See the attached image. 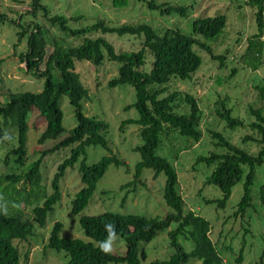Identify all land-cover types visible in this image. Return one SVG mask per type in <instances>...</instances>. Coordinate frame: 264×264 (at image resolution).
Listing matches in <instances>:
<instances>
[{"label": "trees", "instance_id": "obj_1", "mask_svg": "<svg viewBox=\"0 0 264 264\" xmlns=\"http://www.w3.org/2000/svg\"><path fill=\"white\" fill-rule=\"evenodd\" d=\"M130 1L143 5L148 11L161 17L175 16L182 19L188 14V9L184 6L156 4L153 0H112V6L115 9H125ZM247 5L254 11L257 33L247 40L241 61L252 71H256L260 67L264 48L261 41L264 0H248ZM29 7L30 11L24 15L34 18L36 12L41 11L51 26L56 27L63 36L82 38V44L72 47L62 39H49L39 24L32 22L25 25L23 15L11 20L0 12V27L6 24L14 27L17 30L18 44L26 41V51L20 55V61L26 65L27 74L35 80L43 81L41 92L9 94L7 103L0 107V142L6 140L9 131L16 136V146L7 152L4 163L7 164L10 158H14L16 167L24 166L31 113L37 114L45 123L38 145L48 141L56 142L65 134L62 126L63 113L59 106L62 97L68 99L76 124L55 146L42 151L39 159L26 172L19 176L0 177V264H21L22 260L27 263L28 253L22 255L16 243L28 244L35 236V229L45 226L47 218L61 201L60 183L66 171L73 169L80 159L78 173L82 188L71 203L72 216H79L89 205L98 182L110 167L127 168L125 162L109 152L106 123L83 114L82 104L88 99V91L76 71V64L81 62L89 63L95 68L102 67L105 62L114 63L118 66L117 76L108 82V89L127 86L135 94V103L125 107L124 111L135 110L138 119L122 122L120 131L131 125L138 127L141 144L133 151L140 156V161L134 167L132 181L120 190L134 191L137 184L142 183L141 176L145 170L152 171L154 179L163 174V200L172 213L164 218L109 212L98 216H82L79 218V225L84 237L89 240L88 243L62 239V226L56 224L49 235L46 249L63 252L66 264H143L147 260L144 247L159 234L166 233L172 254L164 261L151 264H226L210 239V224L192 212H184L183 199L177 192L176 171L167 159L157 155L161 148V137L166 130L176 132L181 138L194 143L200 141V109L197 101L185 95L183 102L188 113L178 114L175 103L180 94L171 93L168 85L174 80L190 81L199 71L202 60L196 49L212 61L219 62L221 69L225 68V56H215L207 43L215 42L223 34L226 18L222 15L196 18L192 21L189 35L171 28L159 34L148 24L110 26L103 20L87 27L75 28L70 24L77 25L83 20L82 17L50 16L41 0H31ZM104 36L136 38L142 41L141 47L135 52L117 53ZM48 50L51 52L48 53ZM148 61L150 70L146 72L144 68ZM255 90L264 102V87H255ZM218 105L220 108L216 109V117L226 129L235 131L248 128L251 135L245 136L241 143H254L260 147V151L254 155L249 154L243 148L231 144L221 134L209 132L215 141L217 152L198 157L195 164L214 167L203 187L216 188L221 193V199L206 200L207 205L216 203L217 209H224L232 190L242 183L243 193L232 215V218L242 219L247 210L252 208L256 169H264V113L262 110L249 109L248 114L254 121L246 125L233 114L232 109L227 108L225 102H218ZM90 147H99L109 154L96 164L88 166L85 156ZM67 148H71L70 156L58 166L51 181V194L46 195L41 189L43 161ZM3 184L7 185L3 187ZM18 184L21 185V190L16 188ZM259 190L260 200L264 204V183ZM23 209H29L30 214L25 215ZM115 238L125 244L126 251L122 256L112 255L108 246L107 242ZM181 241L190 242V251L184 249ZM235 264H243V249L236 256ZM257 264H264V250Z\"/></svg>", "mask_w": 264, "mask_h": 264}, {"label": "rangeland", "instance_id": "obj_2", "mask_svg": "<svg viewBox=\"0 0 264 264\" xmlns=\"http://www.w3.org/2000/svg\"><path fill=\"white\" fill-rule=\"evenodd\" d=\"M156 4H169L184 6L188 9L186 18L161 17L155 12L148 11L143 5L129 2L125 9H115L112 0H41L50 16L61 15L66 18L80 16L83 18L77 25L79 28L87 27L98 20H103L110 26L122 24H148L157 33L162 34L166 29H179L189 35L191 24L196 18L216 17L222 15L227 24L223 34L213 43H207L215 56H225L226 66L221 69L217 61H212L202 51L196 49L201 57L202 66L191 77L190 81H172L168 90L180 94L175 107L178 114H187L188 108L183 102L185 95L193 97L200 109V122L198 130L201 138L198 143L181 138L176 132L166 130L161 137V148L157 155L168 160L176 171L178 183L177 192L184 202V212H192L204 218L211 227L210 239L226 264H235V258L243 249V264H257L264 250V204L260 200L259 188L264 183L263 167L256 169L255 182L252 187V208L247 210L244 218H232L236 211L242 193V183L238 184L231 193V197L224 209H217L216 203L206 204V200L218 201L221 199L219 190L212 186L203 187V184L214 170V167L196 165V159L217 152L215 141L209 132L221 134L234 146H239L249 154L260 151L254 143L242 144L245 136H250L248 128L229 131L216 117V109L220 108L218 102H225L227 108L244 123L254 121L248 110H262L264 102L261 101L255 87H264V48L260 67L252 71L241 61L247 47V40L257 33L254 11L247 5L248 0H153ZM31 0H0V12L5 13L9 19L16 20L23 15L25 25L39 24L47 33L49 39L64 40L72 47L82 44V38L73 39L63 36L56 27H52L41 11L35 17L24 15L30 11ZM17 30L6 24L0 27V107L7 103L9 94L37 93L43 88V81L35 80L27 74V67L20 61V55L26 51V41L17 42ZM98 36H93L96 38ZM114 47L117 53L135 52L141 47V40L132 37L117 38L104 36ZM261 41L264 43V30ZM51 51L48 50V53ZM150 61L144 71L150 70ZM118 66L105 62L102 67L95 68L89 63L76 64V71L80 76L82 85L88 91V99L83 102V114L103 121L108 126L106 139L109 152L127 164V168L110 167L105 176L98 182L95 193L85 210L79 216L71 215V203L75 194L82 188L78 167L81 159L73 169L66 171L60 183L61 201L50 215L42 229H35V236L28 244L16 243L22 255L28 253L27 263L21 264H66L67 259L63 252L57 253L46 249V244L53 227L62 226L60 237L69 240H81L88 243L79 225L82 216H98L106 212L119 215H135L148 218H164L172 213L163 200L165 176L159 175L154 179L150 170H145L141 176V184L135 190L120 188L132 181L135 165L140 156L133 150L141 144L138 127L131 125L120 131L124 121L137 120L135 110L124 111V108L135 103V94L131 87L123 86L108 89V82L117 76ZM235 70V74H233ZM63 113L62 126L65 134L58 141H48L38 145V139L44 131L45 123L37 114L31 113L28 119V132L26 135V156L24 166L16 167L14 158L7 164L4 157L7 152L16 146V136L8 132V137L0 142V177L7 175L19 176L29 169L40 157L42 151H47L65 138L75 127L73 110L66 97L59 103ZM71 148L61 150L44 159L41 174L42 192L51 194V181L57 172L58 166L70 156ZM99 147H90L86 150V165L96 164L101 158L109 154ZM7 184H3V187ZM21 190V185H16ZM41 192V194H42ZM32 201V199H31ZM40 205V203L38 204ZM30 209V208H29ZM29 209H23L24 214H30ZM245 230L247 233H245ZM112 255H124L126 248L122 240L115 238L107 242ZM184 249L190 251V242L181 241ZM147 260L143 264L164 261L172 250L168 245L166 233L159 234L151 243L144 247Z\"/></svg>", "mask_w": 264, "mask_h": 264}, {"label": "clouds", "instance_id": "obj_3", "mask_svg": "<svg viewBox=\"0 0 264 264\" xmlns=\"http://www.w3.org/2000/svg\"><path fill=\"white\" fill-rule=\"evenodd\" d=\"M109 227H111V226H109Z\"/></svg>", "mask_w": 264, "mask_h": 264}]
</instances>
